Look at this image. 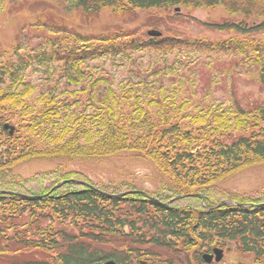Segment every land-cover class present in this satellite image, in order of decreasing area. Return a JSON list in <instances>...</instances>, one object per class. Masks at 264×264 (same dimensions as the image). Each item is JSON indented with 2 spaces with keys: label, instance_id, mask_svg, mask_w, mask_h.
Here are the masks:
<instances>
[{
  "label": "trees",
  "instance_id": "1",
  "mask_svg": "<svg viewBox=\"0 0 264 264\" xmlns=\"http://www.w3.org/2000/svg\"><path fill=\"white\" fill-rule=\"evenodd\" d=\"M65 2L70 9L89 16L103 9L125 15L136 10L221 6L228 15L242 17L244 23L231 24L237 33L264 32V0ZM249 17L262 20L254 25L256 22H246ZM130 37L127 35L124 39ZM114 38L116 41L106 52L137 47L139 51L172 50L182 46L211 49V44L205 42L191 43L164 36L147 38L139 46L132 39L125 45L115 46L119 37ZM244 41L246 48L253 49L250 60L258 68L260 83L264 85V43ZM238 43L223 41L216 49L237 50ZM94 54L100 52L57 50L52 57L57 62L63 61L70 72L80 69ZM10 75L16 73L10 71ZM69 78L74 83V76L69 75ZM18 90L15 83L6 90L0 87V111L22 110L21 122L27 123L24 138L15 137L23 126L11 125L7 118L0 121V138L6 139V149L2 151L0 147V264H96L116 260L117 252L112 250L115 245L111 242L117 239L126 253L139 258L153 257L152 251H141L139 246L166 249L171 254L167 258L169 264L174 263L173 255L178 256V263L190 264L188 254L196 246L212 243L215 247L234 244L237 252L252 256L255 263L264 259V193L240 195L219 186L228 176L264 163V106L251 107L248 112L237 106L234 117L223 111L220 114L210 110L195 113L187 118L185 125L182 123L185 115H170L169 109L174 104L164 105L160 91L155 92L157 95L150 91L143 96L131 87L118 98L108 89L92 123L96 131L93 133L85 126L90 120L85 123L81 116L73 122L72 117L65 119L60 110L65 107L70 110L68 100L57 101L53 95L43 97L40 101L43 109L35 112L26 105L33 87ZM121 98L138 116L122 112ZM145 99L158 108L156 114L135 108ZM80 123L84 125L80 127ZM5 124L14 127L13 135L4 130ZM27 135L38 137L41 147H34V141ZM124 152L151 162L166 176L162 187L148 194L153 200L139 194L117 197L137 189L126 183L94 184L76 171L54 170L27 179L17 178L13 171L18 165L35 159L90 161L116 157ZM63 182L66 183L61 184ZM226 201L241 206L227 204L214 208ZM194 260L203 264L199 255H195Z\"/></svg>",
  "mask_w": 264,
  "mask_h": 264
},
{
  "label": "rangeland",
  "instance_id": "2",
  "mask_svg": "<svg viewBox=\"0 0 264 264\" xmlns=\"http://www.w3.org/2000/svg\"><path fill=\"white\" fill-rule=\"evenodd\" d=\"M67 5L65 0H0V87L6 90L14 83L20 91L33 87V94L26 99V105L33 111L43 109L40 102L43 97L53 95L57 101L68 100L70 110L66 107L60 110L65 119L72 117L73 122L81 116L85 123L90 120L85 124L86 129L96 133L92 123L99 112V103H104L105 95H108V89L118 98L131 87L143 96L150 91L152 94L160 91L164 105L174 104L169 109L170 115H185L182 120L185 125L188 124L187 118L195 113L210 110L220 114L223 111L234 117L237 106L244 112L254 106H264V85L260 83L258 68L250 60L253 49L246 48L242 43L246 39L250 43H264V32L237 33L231 24L243 22L242 17L228 15L221 6L210 9L179 8L178 12L174 9L136 10L125 15L103 9L97 15L89 16ZM261 20L246 18L247 23ZM150 30L191 43L205 42L211 44V49L182 46L161 51H139L138 47L119 52L105 51L116 41L114 36L119 37L115 46L125 45L130 39L139 46L147 41ZM127 35L131 37L124 39ZM229 40L239 41L237 50L216 49L218 43ZM243 47L245 51L241 50ZM57 50H96L100 54L92 55L81 64L80 69L69 72V66L63 61L53 59L52 54ZM10 71L16 75H10ZM69 75L74 76V83ZM149 102L145 99L139 108H135L156 114L158 108ZM120 103L124 114L138 116L126 100L121 98ZM181 105L182 109H179ZM21 114L22 110L0 111V121L7 118L11 120V125L17 123L23 126L15 137L25 138L27 123L21 122ZM83 125L79 124L80 127ZM131 132L134 133V129ZM30 137L34 147H41L38 137ZM5 142L6 139L1 137L2 151L6 149ZM54 170L76 171L99 185L126 183L147 194L156 193L166 179L151 162L130 152L90 161L35 159L18 165L13 171L17 178L27 179ZM219 186L240 195L264 193V163L228 176ZM114 241L111 242L115 245L112 250L120 259L118 253L128 251L120 247L122 243L118 239ZM214 245L196 246L188 254L190 264H198L194 256L206 253ZM219 248L224 255L219 262L212 264H264V259L255 263L252 256L240 254L234 244L227 243ZM138 249L153 252V257H149L151 264H169L166 257L171 254L166 249H154L148 245ZM176 258L178 256L173 255L172 264H185L178 263Z\"/></svg>",
  "mask_w": 264,
  "mask_h": 264
},
{
  "label": "water",
  "instance_id": "3",
  "mask_svg": "<svg viewBox=\"0 0 264 264\" xmlns=\"http://www.w3.org/2000/svg\"><path fill=\"white\" fill-rule=\"evenodd\" d=\"M148 36H150V37H159L160 36V33L155 32V31H150V32H148ZM4 130H9V134L10 135H13L14 127H11L9 125H5L4 126ZM64 183H66V182H63L61 184H64ZM78 184H81L83 186L92 188L90 185H88L86 183L78 182ZM130 194L131 195L132 194H139V195L144 196L147 199H151L148 195L144 194L143 192H136V191L135 192H127V193H124V194H121V195H117V197H124V196L130 195ZM227 203L228 204H233L231 202H227ZM224 205H225V202H222L219 205H217L215 208H219V207H222ZM233 205H235V206H241V205H236V204H233ZM222 257H223V251L222 250H219V249H214L212 255L206 254V255H203L202 256L204 262L207 263V264L211 263L213 260L215 262H219L222 259ZM105 264H114V263L113 262H107Z\"/></svg>",
  "mask_w": 264,
  "mask_h": 264
},
{
  "label": "flooded vegetation",
  "instance_id": "4",
  "mask_svg": "<svg viewBox=\"0 0 264 264\" xmlns=\"http://www.w3.org/2000/svg\"><path fill=\"white\" fill-rule=\"evenodd\" d=\"M118 254L120 256V259L117 257V259L114 260L116 264H133V261H134V264H151V261L149 262V257L147 259L144 256H141L139 258V257H136V255L131 252L123 253V254L118 253Z\"/></svg>",
  "mask_w": 264,
  "mask_h": 264
}]
</instances>
